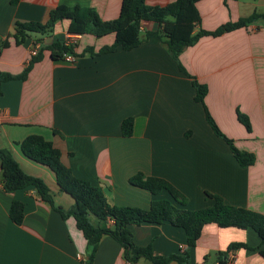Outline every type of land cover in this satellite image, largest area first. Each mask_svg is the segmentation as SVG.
<instances>
[{
	"label": "crops",
	"instance_id": "crops-1",
	"mask_svg": "<svg viewBox=\"0 0 264 264\" xmlns=\"http://www.w3.org/2000/svg\"><path fill=\"white\" fill-rule=\"evenodd\" d=\"M174 0H145L165 6ZM121 0H0V72L24 78L0 83V148L10 150L28 175L43 179L54 204L72 205L53 173L26 157L19 146L28 135H41L60 151L71 173L101 186L108 201L120 206L148 208L151 200L166 198L175 206L199 209L211 206L213 195L224 203L264 215V19L218 36H202L185 47L179 62L188 74L207 87L203 103L194 99L191 78L182 73L157 37L138 46L101 54L114 34H75L74 63L52 58L48 46L67 35L66 20L51 32H31L22 41L13 36L16 22L44 23L58 4L93 8L103 20L118 16ZM200 28L214 30L253 12H264V0H199ZM143 30H157L152 20ZM38 44L36 54L30 49ZM204 105L218 129L255 161L241 166L228 144L214 134ZM247 116L250 129L237 118ZM133 120L132 134H121V121ZM141 172L169 181L186 198L184 206L166 190L152 194L132 185ZM12 200L23 203V220L9 217ZM135 245H150L153 254L179 253L186 246L184 230L164 221L129 226ZM231 242L246 248L228 253L226 264H264V244L251 228L203 224L189 248V264H218L217 252ZM86 240L72 217L63 219L32 186L13 192L0 181V264H80ZM92 264H129L122 247L110 236L99 241ZM135 264H151L140 259ZM169 264H177L171 261Z\"/></svg>",
	"mask_w": 264,
	"mask_h": 264
},
{
	"label": "trees",
	"instance_id": "trees-1",
	"mask_svg": "<svg viewBox=\"0 0 264 264\" xmlns=\"http://www.w3.org/2000/svg\"><path fill=\"white\" fill-rule=\"evenodd\" d=\"M199 0H174L165 6H150L145 0H121L118 16L112 20H103L97 12L88 6L58 4L50 9L44 23L38 21L16 22L13 36L17 42H22L29 33L46 34L52 31L56 22L66 20L67 33H90L95 36L114 34L110 45L102 46L92 54L111 52L121 47L132 49L151 37H157L165 46L169 55L175 60L179 70L191 78L195 88L194 99L203 103L207 91L205 84L186 72L179 62L182 50L195 43L202 36H218L236 28L244 27L257 18L264 19V12H253L233 22H226L214 30L200 28L193 32L199 24V13L195 7ZM226 3V0H223ZM152 20L158 23L157 30H143L141 22ZM48 48L52 58H60L63 52L74 53L73 46H66L63 40H56ZM75 54V53H74ZM30 68V63L16 76L0 72V83L12 78H24ZM1 94V91H0ZM205 118L214 134L222 138L229 146L239 165L245 167L254 163L255 157L251 152L238 149L232 139L218 129L206 106ZM237 118L250 129L247 116L238 112ZM133 120L127 117L121 121L120 128L123 136L132 134ZM22 153L34 162L47 167L54 175L61 191L73 199L68 208L55 205L53 194L43 179L28 175L18 165L7 148H0V181L4 191L13 192L27 186H32L36 194L47 202L60 216L65 219L72 217L76 227L86 240L85 254L80 264H92L99 241L105 235L110 236L122 247V256L129 264H135L140 259H147L151 264H189V248L195 244L197 231L203 224L214 222L220 227L234 226L241 229L251 228L259 234L264 244V215L250 209L224 203L219 195H213L211 206L199 209H187L175 206L169 199H153L148 208L136 206H120L111 204L101 186L75 177L70 169L60 159V151L50 140L41 135H28L19 143ZM129 183L156 194L166 190L170 197L184 206L187 198L169 181L154 176H146L141 172L132 175ZM9 217L15 223L23 220V203L12 200L9 207ZM167 221L184 230L186 246L179 253L155 255L150 245L138 246L132 241L130 225L143 222L162 223ZM243 242H231L225 251L217 252L218 264H226L229 251L236 248H246Z\"/></svg>",
	"mask_w": 264,
	"mask_h": 264
},
{
	"label": "built area",
	"instance_id": "built-area-1",
	"mask_svg": "<svg viewBox=\"0 0 264 264\" xmlns=\"http://www.w3.org/2000/svg\"><path fill=\"white\" fill-rule=\"evenodd\" d=\"M76 35L75 34H71V35H67L65 38H64V44L66 46H73L75 45V39H76ZM37 50H38V44H34L33 47L30 49V53L31 54H36L37 53ZM61 59H63L64 61L66 62H69V63H74L77 59L76 55L70 51H67V52H63L61 57ZM1 109H0V123L2 122V116H1ZM77 257L82 260V256L78 255L77 254ZM231 257V255H229V258Z\"/></svg>",
	"mask_w": 264,
	"mask_h": 264
}]
</instances>
